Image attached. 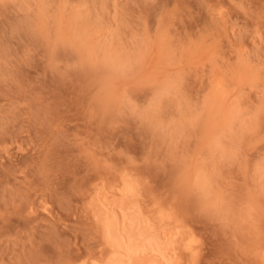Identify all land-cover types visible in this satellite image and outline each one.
<instances>
[{
  "label": "rangeland",
  "instance_id": "rangeland-1",
  "mask_svg": "<svg viewBox=\"0 0 264 264\" xmlns=\"http://www.w3.org/2000/svg\"><path fill=\"white\" fill-rule=\"evenodd\" d=\"M129 174L184 264H264V0H0V264H92Z\"/></svg>",
  "mask_w": 264,
  "mask_h": 264
},
{
  "label": "bare ground",
  "instance_id": "bare-ground-1",
  "mask_svg": "<svg viewBox=\"0 0 264 264\" xmlns=\"http://www.w3.org/2000/svg\"><path fill=\"white\" fill-rule=\"evenodd\" d=\"M129 175L117 180L116 178L120 175L116 176L113 178L115 181L113 180L111 185L108 184L109 186L104 184L108 180H103L104 182L101 181L102 185L99 183L100 185L93 188L94 185L91 187V193L88 192L90 193V195L88 194L89 209L86 210L87 213H89L88 210H90V214L92 213L94 218L92 220H95L101 231L103 244L102 251L99 250L101 251L100 256L94 259L92 264H184L185 250H188V255L192 256L193 260L195 258L193 256L197 254L198 246L195 248L194 244L193 246L191 242L186 241V237L190 236L189 230L186 232L189 235L186 236L185 231L180 230L183 229V226L180 229L178 227L180 222H173L177 225L176 227H174L175 225L171 226L170 222L171 219L173 220L174 214L171 215L158 210L160 215H157L159 212L156 213V210H148L142 204L143 201H140L142 196L140 190L144 191V186L139 188L141 181L138 184L135 180L136 177L133 179L131 178L133 175ZM205 188H203L204 191H208V188H206L207 190ZM45 208L46 210L49 209ZM83 257L81 256V258ZM262 257L264 262V253ZM80 264L91 263L83 261Z\"/></svg>",
  "mask_w": 264,
  "mask_h": 264
}]
</instances>
